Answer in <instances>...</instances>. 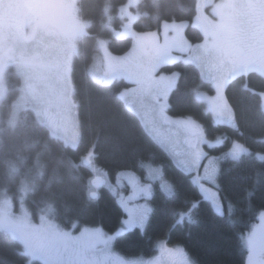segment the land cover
Segmentation results:
<instances>
[{
  "label": "trees",
  "instance_id": "1",
  "mask_svg": "<svg viewBox=\"0 0 264 264\" xmlns=\"http://www.w3.org/2000/svg\"><path fill=\"white\" fill-rule=\"evenodd\" d=\"M126 1H77L78 16L91 21L88 36L81 39L82 48L79 46L71 66L80 130L78 147L68 148L51 139L28 111L20 114L12 128L5 127L3 121L0 191L16 195L17 180L23 177L31 185L24 205L33 218L49 206L62 229L99 227L111 234L121 226L124 214L105 186L98 189L97 199L90 198L92 171L83 164V157L92 150V163L111 181L122 171L143 177L146 166L159 165L163 177L173 186V195L155 188L151 197L152 212L145 229L136 228L114 240V248L127 257L151 255L155 253L156 243L165 240L168 245L181 246L195 264H246L242 234L256 224L264 212V162L255 156L264 155V112L257 94L264 92V77L249 73L228 82L225 99L233 113L235 124L232 127L215 123L204 104L195 99V91L213 93L210 83L201 79L195 66L174 63L159 70L177 75L168 97L167 113L172 117L192 118L207 140H222L218 147L204 146L206 156L219 160L223 215H217L209 203L202 201L189 176L173 163L165 149L148 135L138 117L119 99V91L127 84L118 80L104 85L86 73L97 38L108 40L112 54L121 55L130 50V38H113L104 26L108 19L118 22L116 12ZM195 10L196 0H141L132 29L136 33L154 32L163 23L190 21ZM184 37L190 44L202 40L200 32L191 25L184 29ZM6 86L8 96L1 106L4 120L6 114L2 110L6 101L17 92L16 82L9 80ZM233 142L249 151L236 161L222 157ZM10 165L15 167L16 177ZM194 201L199 203L196 208L192 207ZM180 213H184L183 222ZM0 264L41 263H28L21 246L0 232Z\"/></svg>",
  "mask_w": 264,
  "mask_h": 264
},
{
  "label": "rangeland",
  "instance_id": "2",
  "mask_svg": "<svg viewBox=\"0 0 264 264\" xmlns=\"http://www.w3.org/2000/svg\"><path fill=\"white\" fill-rule=\"evenodd\" d=\"M77 1L0 0V130L3 121L6 123L5 127L12 128L20 114L28 111L32 113L35 121L47 130L51 139L68 148L78 147L80 130L70 77L71 66L78 54L81 39L88 36L91 21L78 16ZM140 1L127 0L116 12L115 18L118 22L114 23L113 19H108L104 24L113 38H130L132 40L130 50L121 55L112 54L108 49L107 39L95 38L96 50L86 71L88 76L104 85L118 80L124 81L127 86L119 91V99L138 117L145 131L156 141L155 134L147 126L146 118L151 119L153 115L159 117L160 104H168V97L177 77L175 73L165 74L159 70L174 63L191 64L198 69L201 79L210 83L213 90L212 94L195 91V99L204 104L215 123L234 127L232 110L225 99V88L233 78L249 73L264 77V0H196V13L190 21L163 23L157 31L136 33L132 29V24L138 18L136 8ZM188 25L200 32L202 40L199 43L190 44L184 37V29ZM214 31L222 33L226 44L229 55L224 59L204 46L207 37ZM149 72L153 80L162 89L167 90V96L159 102L142 91L139 85L129 82L130 77H139ZM9 80L16 82L17 92L6 101L7 104L5 103L2 111L7 119L4 120L1 118V106L8 96L6 84ZM257 94L264 112V92ZM166 114L172 119H184L200 127L190 117H172L167 110ZM157 128L161 134L176 143L179 151L186 150L185 141L189 136L184 128L159 121ZM208 141L217 145L216 147L222 144L221 139ZM234 144L241 145L233 142L223 158L236 161L242 155L248 154L249 151L237 159L227 155ZM159 145L180 169L175 162L176 157L164 146ZM204 146L210 147L208 144L201 145L205 153ZM255 156L264 157L262 154ZM91 157L92 150L82 159L83 164L92 171L89 191L97 192L100 187L105 186L115 197L116 202L121 196L127 198L133 194L126 179L117 185L116 177L111 181L106 173L96 168ZM207 163L208 159L202 160L199 169L201 176L204 175V165ZM218 164L219 160L216 159L217 170ZM9 168L13 177H16L15 167L10 165ZM133 174L139 178L141 186H150L151 191L148 197L138 193L137 198L130 204L146 205L152 209L151 197L155 188H159L167 195H173V186L163 177L161 166H146L143 177ZM97 178L103 181L98 187L92 183ZM189 178L191 180V176ZM17 181L16 195L6 190L0 191V232L21 246L28 263L37 261L41 264H50L52 250L59 246L65 234L77 237L85 229L102 230L99 227L62 229L56 223L49 206L33 218L24 205L31 185L23 177ZM109 185L111 189H115L114 192ZM205 185L212 186L211 182L207 181ZM217 203H222L220 196ZM119 207L121 208L120 205ZM123 214V220L127 219V215L124 212ZM262 215L264 212L259 215L254 225H260ZM136 228L141 229L139 226L134 229ZM250 231L251 228L242 236L246 251V237ZM102 232L105 237L110 234L104 230ZM177 248L182 247L168 245L165 240H160L156 243L155 253L127 257L120 254L114 248V241H111L106 246L97 245L94 258L99 264H149V261L157 260L160 264H172L173 261H179L181 256L170 255L165 249ZM188 258L193 261L189 256Z\"/></svg>",
  "mask_w": 264,
  "mask_h": 264
},
{
  "label": "snow or ice",
  "instance_id": "3",
  "mask_svg": "<svg viewBox=\"0 0 264 264\" xmlns=\"http://www.w3.org/2000/svg\"><path fill=\"white\" fill-rule=\"evenodd\" d=\"M209 51L214 52L221 59L226 58L229 53L227 52L226 44L223 40L222 33L214 31L211 33L204 45ZM130 83H135L140 86L142 91H145L147 95L153 97L157 102L167 96V90L162 89L158 83L153 80L151 73H145L139 77H130ZM135 91V89L133 90ZM168 108L167 103L160 104L159 117L154 116L149 119L146 118L147 126L155 134L156 141L164 146L171 155L176 157V164L184 174L191 176L190 183L196 187L203 202L211 204L213 210L217 215H223L222 204H218L220 193V179L218 170L216 167V159L208 158L201 149L202 144H208L210 148L217 145L209 142L206 139L202 128L185 121L184 119H172L166 114ZM163 124H175L178 125L188 133L189 138L185 141L187 148L181 152L177 149L176 143L172 141L168 136L161 134L157 128V122ZM248 150L239 144H234L232 149L227 153L233 159H237L241 154L246 153ZM264 162V157H259ZM208 159V163L204 165V175L199 174V169L202 160ZM195 170V175H193ZM151 175V171L149 173ZM126 179L128 184L133 190V194L127 198L121 196L117 201L121 206L123 212L127 215V219L121 221V227L116 230V233L109 234L105 237L102 230L89 231L85 229L77 237L65 234L63 239L59 242V246L54 248L51 253L50 264H99L94 258L96 246L104 244L105 246L116 239L128 234L136 226L141 229L144 228L146 221L149 218V213L152 211L146 205L130 204L131 201L137 198L138 193H143L145 197L150 195V186H141L139 178L133 173H117L116 183L119 185L122 180ZM211 182V187L205 185V182ZM92 183L95 186H100L103 181L99 178L94 179ZM111 189V185H109ZM166 187V186H165ZM113 192L115 189H111ZM89 196L92 199H97V192L92 190L89 192ZM199 206L198 202H193L192 207ZM231 208V204H229ZM189 216L191 213L188 214ZM181 222H183L184 213H180ZM259 232V235H258ZM243 236V234H242ZM247 242V259L246 264H264V215L261 216V223L259 226L252 225L251 231L246 237ZM170 255L179 254L181 259L179 261H173L172 264H195L191 261L182 248L177 249H165ZM149 264H160L157 261H149Z\"/></svg>",
  "mask_w": 264,
  "mask_h": 264
},
{
  "label": "crops",
  "instance_id": "4",
  "mask_svg": "<svg viewBox=\"0 0 264 264\" xmlns=\"http://www.w3.org/2000/svg\"><path fill=\"white\" fill-rule=\"evenodd\" d=\"M233 114V113H232ZM232 123H234V117H233V115H232Z\"/></svg>",
  "mask_w": 264,
  "mask_h": 264
}]
</instances>
